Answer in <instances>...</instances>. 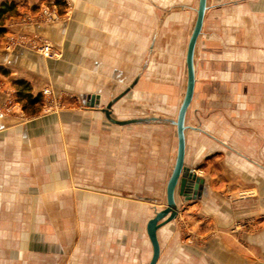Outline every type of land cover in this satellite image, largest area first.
<instances>
[{"label":"crops","instance_id":"obj_1","mask_svg":"<svg viewBox=\"0 0 264 264\" xmlns=\"http://www.w3.org/2000/svg\"><path fill=\"white\" fill-rule=\"evenodd\" d=\"M197 2L0 0V102L11 84L24 99L15 114L0 103V191L30 223L5 240L9 264L148 263L146 225L165 205L176 157L171 121ZM51 3L62 19L36 20ZM12 37H41L60 56L6 48ZM194 73L184 163L203 184L157 229L156 264H264V0H207ZM46 86L98 94L99 107L113 101V118L143 121L115 124L85 105L43 113ZM181 220L199 243L181 242ZM250 222L258 228L235 226Z\"/></svg>","mask_w":264,"mask_h":264},{"label":"water","instance_id":"obj_2","mask_svg":"<svg viewBox=\"0 0 264 264\" xmlns=\"http://www.w3.org/2000/svg\"><path fill=\"white\" fill-rule=\"evenodd\" d=\"M207 8V0H198L195 20L191 33L189 35L187 49H186V84L183 97L178 107L175 120L171 123L176 128L177 137V152L173 168L169 175L166 189H165V205L162 209L155 210L152 218L149 219L146 225V232L151 243L152 254L147 264H156L159 253L160 245L157 238V229L165 223H168L176 218L179 211L178 199L190 200L195 198L197 191L201 188L203 180L196 175L193 170L184 163V151H185V139L184 130L185 115L192 99L195 73H194V53L196 40L201 32L203 24L204 14ZM83 97V103L87 107L99 108L104 114L106 119L112 123L124 125L133 122H141L142 119H128L117 120L111 115V105L113 101H110L103 107H99V95L98 94H85Z\"/></svg>","mask_w":264,"mask_h":264},{"label":"rangeland","instance_id":"obj_3","mask_svg":"<svg viewBox=\"0 0 264 264\" xmlns=\"http://www.w3.org/2000/svg\"><path fill=\"white\" fill-rule=\"evenodd\" d=\"M61 4H63V7H68L69 3L68 0H60ZM192 6L196 4V0H187ZM49 5V4H48ZM63 15V13H61ZM62 17V16H61ZM0 85H2V81H0ZM6 84H4L5 86ZM44 89H49L50 93L45 94L43 93ZM3 91V93H2ZM2 100H1V106L5 110L6 108L10 109L8 112L5 113H13L20 112L21 106L23 104L24 99H21V96H18L16 94V89L14 85H8V88H5L2 90ZM37 95V94H36ZM40 96V100L42 101V112L43 113H58L62 109H69V108H80V106L85 105L83 103V95L78 94L76 92H70V91H63V89H55L53 87L46 86L42 88V92L38 94ZM3 102V103H2ZM3 110V111H4ZM22 113V112H21ZM253 191H241L239 194L240 196H252ZM1 197H6V195H3L0 191V264H5V259L9 263L12 261L15 262V260L12 257V254L6 256L5 253H3L4 245H7L5 243V240L12 241L13 234H17L19 230L27 229L28 226L25 221H18L19 218V207L12 204L5 203L7 198L2 199ZM41 211H44L45 213L49 214L50 208L48 206L44 207H38ZM55 208V207H53ZM65 209V207H63ZM236 223V222H235ZM234 223V224H235ZM41 224V223H38ZM239 229H244V231H252L254 229H257L259 224L256 222H250L247 224H241L235 225ZM7 232L9 235H7ZM179 234H180V240L183 244L194 246L196 243H199L200 238L193 232L192 227L186 223V221L181 220L179 222ZM240 234V232H239ZM238 235V234H237ZM10 236V238L6 237ZM15 256V255H14ZM140 260V259H139ZM145 261H138L135 263H122V264H145ZM109 264V263H106Z\"/></svg>","mask_w":264,"mask_h":264},{"label":"built area","instance_id":"obj_4","mask_svg":"<svg viewBox=\"0 0 264 264\" xmlns=\"http://www.w3.org/2000/svg\"><path fill=\"white\" fill-rule=\"evenodd\" d=\"M56 3H51V5H43L40 9L38 16L35 18L36 20H40L43 22H55L62 19V15L57 11L55 6ZM38 18V19H37ZM25 46L46 58H56L60 56L58 50L50 43L49 41L41 38L35 37L32 39H23L19 37H12L8 41V45L6 48H12L15 46ZM43 93H50L49 89H44ZM11 109V108H10ZM9 108L3 109L4 112H8Z\"/></svg>","mask_w":264,"mask_h":264},{"label":"trees","instance_id":"obj_5","mask_svg":"<svg viewBox=\"0 0 264 264\" xmlns=\"http://www.w3.org/2000/svg\"><path fill=\"white\" fill-rule=\"evenodd\" d=\"M1 11H2V10L0 9V14H1ZM2 31H3V29L0 27V33H1Z\"/></svg>","mask_w":264,"mask_h":264}]
</instances>
